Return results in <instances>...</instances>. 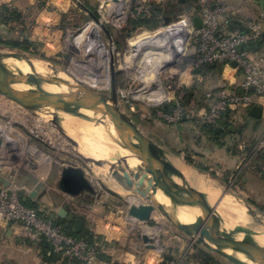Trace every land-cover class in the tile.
Listing matches in <instances>:
<instances>
[{
    "label": "rangeland",
    "instance_id": "rangeland-1",
    "mask_svg": "<svg viewBox=\"0 0 264 264\" xmlns=\"http://www.w3.org/2000/svg\"><path fill=\"white\" fill-rule=\"evenodd\" d=\"M207 10L213 14L219 31L221 26L225 28L223 25L229 18L244 16L247 20H259L260 14L250 0H185L179 4L167 0H0V38L30 43L27 50L4 45H0V50L45 59L58 68L68 69L73 60L80 58V53L70 46L87 26H96L109 58L110 50L113 52L121 109L173 158L210 176L246 201L264 222V114L253 124L246 118L244 107L229 104L214 119L216 122H211L215 106L221 101L217 94L241 93L240 86L247 75L222 61L199 69L190 67L200 46L192 21L199 16L208 31L211 25L206 21ZM243 11L246 15L241 14ZM95 36L93 33L94 40ZM133 48L158 52L156 63L135 67ZM85 60L87 63L89 58L86 56ZM155 70L158 82L167 92L161 103L150 102L145 95L137 96L145 90L157 89ZM196 70L200 73L195 74ZM109 80L110 83L111 76ZM99 92L109 94L110 86ZM0 98V133L9 146L7 157L0 161V179L9 181L7 188L11 192L24 197L34 190L38 192L35 198H28L30 205H36L34 208L20 199L25 208L34 212L36 220L55 223L58 210L68 206L85 220V230L92 234L95 242L92 248L102 264H198L195 258L198 250L209 252L219 264H230L194 244L160 216L139 221L133 210L145 203L141 196L110 188L108 179L100 175L103 167L86 164L50 126L47 122L50 120ZM225 115L229 118L228 126H234L236 132L233 137H224L222 142L235 145L238 154H232L226 145L213 143L201 129L205 125L226 127L221 125ZM252 125H258L257 129L253 131ZM70 165L85 169L93 182L94 194L85 192L78 197H67L58 189L62 168ZM251 226L263 225L252 219ZM24 227L19 222L0 220V264L47 262L35 244L40 238L33 239L23 231ZM143 234L154 239L153 251L148 252L144 246ZM61 254L62 258L47 264H69L67 255ZM100 254L110 260L101 259Z\"/></svg>",
    "mask_w": 264,
    "mask_h": 264
},
{
    "label": "water",
    "instance_id": "water-1",
    "mask_svg": "<svg viewBox=\"0 0 264 264\" xmlns=\"http://www.w3.org/2000/svg\"><path fill=\"white\" fill-rule=\"evenodd\" d=\"M87 11L99 23L94 14L89 10ZM193 22L196 29L202 28L203 22L199 16H195ZM102 28L105 30L104 26ZM1 57L28 62L33 60L42 61L52 68L54 75L48 84L59 87L65 86L66 91L50 92L43 86L36 85L23 72L12 69L0 61V96L36 112H47L51 116L57 132L71 143L72 150L91 167H103L107 163L104 160L91 158L79 151L76 141L61 127L58 113L66 111L72 113L78 109H84L109 118L113 123L121 148L138 156L143 161L131 172V176L138 181V193L147 199V204H141L139 209L133 210V216L139 221L145 222L153 216H160L189 237L194 244L203 246L230 264H264V245L253 239L251 231L240 225L234 226L232 229L226 228V221L218 211L223 197L216 204H211L208 196L193 186L175 165L173 155L157 141L146 135L138 123L121 109L113 57L111 58L112 81L109 94L91 90L86 84L77 80L67 69L58 68L54 62L14 52L0 53ZM232 65L236 67L237 63L233 62ZM198 73H200V70L195 71V74ZM60 74L67 75L71 82L61 78ZM17 85H25L29 88L19 89L16 88ZM250 115L257 119L262 118L263 107L253 105L250 108ZM225 129L235 131L234 126L217 127L216 131L219 132ZM8 150V140L0 133V161L7 157ZM128 158L126 157L125 160ZM118 167L122 172L127 173V168ZM145 179L148 180L151 186L150 192L149 186L144 187ZM120 182L127 190L133 187L132 179L127 176L122 178ZM0 183L5 187L10 185L7 180L0 179ZM57 187L61 192L71 197H78L85 192L95 193L93 182L88 178L85 169L72 165L62 168ZM159 190L170 200L169 207L157 200L155 194ZM227 193L228 191H226ZM37 195L38 192L34 190L28 197L22 195L21 198L23 202H26L28 198H35ZM231 195L239 201L252 219L264 226V222L259 219L258 212L251 208L246 201L241 200L236 195ZM182 207L199 210V215L194 222L184 223L178 218L177 210ZM58 217L64 220L66 227H72L77 234L82 233L86 227L85 220L73 213L68 206L61 207L58 210ZM240 235L242 236L239 237ZM142 241L147 249L153 250L156 248L153 244L154 239L149 235L143 234ZM235 254H240L244 258L241 259Z\"/></svg>",
    "mask_w": 264,
    "mask_h": 264
},
{
    "label": "bare ground",
    "instance_id": "bare-ground-1",
    "mask_svg": "<svg viewBox=\"0 0 264 264\" xmlns=\"http://www.w3.org/2000/svg\"><path fill=\"white\" fill-rule=\"evenodd\" d=\"M96 29V26H87L82 33L78 34V38L76 39L75 44L70 47L73 51L80 53V58H76L75 60H73L72 65L67 70L75 78H77V80L86 84L91 90H94L93 88H96L98 89V91H101L108 89L109 86L111 87L109 78L111 76L110 67L113 52L111 49L109 58V56L107 55V48L105 46V43L103 40L99 39L100 34L98 33V31H96ZM85 33L86 35L84 37L83 35ZM93 33L94 35L96 34V41L93 39ZM132 51L134 56L133 63L135 67L156 63V56L158 52L150 51L147 49L140 51L135 50L134 48ZM81 52L84 54L83 58H81ZM0 53L8 54L9 51L0 50ZM86 56L89 58L87 63L85 60ZM81 60L84 62L83 64H81ZM0 61L7 64L12 69L23 72L36 85L43 86L50 92H64L67 90L65 86L59 87L48 84V82L51 80V77L54 75V72L52 71V68L45 62L37 60L28 62L26 60H16L14 58L4 57H1ZM154 72L155 80L158 83L157 89L145 90L144 92L137 94V96L139 97L140 95H145V97L150 102L161 103L167 98V92L158 82L159 80H157V70H155ZM59 76L64 80L71 82V79H69L67 75L60 74ZM16 88L27 89L29 87L25 85H17ZM37 114H39V117L41 116L45 119L47 118L46 120H50L47 122H49L50 126L55 129L54 124L52 123L51 116H49L47 112L39 111ZM58 114L61 127L71 138L76 141L79 151L91 158L101 161L104 160L107 163V165L103 166V168L99 172H101L100 175L104 180L108 179V181H106L108 182L110 188L118 189L122 192L140 197L141 195L137 191L139 189L138 181L131 176V172L133 168L141 165L143 161L138 156H135L129 151L121 148L118 143V136L113 128V123L109 120V118H105L102 114H95L89 110L84 109H78L76 111H73L72 113L66 111L60 112ZM65 144H67L68 147L71 148V143L69 141L66 140ZM126 157L129 158L125 160ZM173 162L193 186H195L202 193L208 196L211 204H216V202L221 197H223L221 203L219 204L218 211L226 221V228L232 229L234 226L240 225L253 233V239L257 243L264 245V226L256 228H253L251 226L252 218L247 214L245 208L239 203V201L231 195L232 193L230 190H226L221 187L217 183V181L212 179L210 176L203 175L194 171L186 164L180 162L177 158H173ZM118 166L127 168V173L125 174L124 172H122ZM94 172L96 171L94 170ZM100 175L98 176L101 177ZM125 176L132 179L133 187L130 190H127L125 186L120 182V180H122V178H124ZM147 186H149L148 188L150 192L151 186L149 185L148 180L145 179L144 187L146 188ZM226 191H228L227 194ZM155 196L157 200L163 205L167 207L170 206V200L163 194L162 191H157ZM141 197L140 200L145 202L142 204H147V199L143 196ZM198 215L199 210L196 208L182 207L178 208L177 210L178 218L184 223L194 222ZM241 236L242 235H240L239 237ZM235 256L241 259L244 258L240 254H235Z\"/></svg>",
    "mask_w": 264,
    "mask_h": 264
},
{
    "label": "built area",
    "instance_id": "built-area-1",
    "mask_svg": "<svg viewBox=\"0 0 264 264\" xmlns=\"http://www.w3.org/2000/svg\"><path fill=\"white\" fill-rule=\"evenodd\" d=\"M167 1L180 3V0ZM250 1L260 11L259 20H249L230 34L221 35L213 14L207 10L206 21L211 28L208 31L203 26L201 29H196L200 37V46L195 61L190 64L191 69H199L203 65L221 61L232 66V63L236 62V68L247 75L240 86L241 93L233 91L230 94L221 92L217 94L221 101L215 106L211 122L218 119L221 110L229 104L242 106L245 109H250L253 105H261L264 114V0ZM2 187H0V220L5 219L10 223L19 222L25 226L23 231L29 233L33 239L47 238L55 252L67 255L69 264H73V261H79L81 264H102L97 259L93 246L66 234L61 227L51 221L45 224L36 220L34 212L29 211L24 203H21L22 195L11 192L5 186ZM26 192L29 193L28 190ZM10 195L13 197L8 199L7 196Z\"/></svg>",
    "mask_w": 264,
    "mask_h": 264
},
{
    "label": "trees",
    "instance_id": "trees-1",
    "mask_svg": "<svg viewBox=\"0 0 264 264\" xmlns=\"http://www.w3.org/2000/svg\"><path fill=\"white\" fill-rule=\"evenodd\" d=\"M185 0H180V2H184ZM6 11H8L6 8L4 9ZM249 20L246 19V17L242 16V17H238V18H229L227 21H225L223 27L225 28H220L221 34L222 35H226L229 32H233L234 30L242 27V25L245 22H248ZM0 45H4V46H8L11 48H20V49H24L27 50L29 48L30 43L27 41L24 44H21L17 41H12V40H3L0 38ZM204 105V104H202ZM173 107H171V109L173 110L174 105H172ZM168 110V108H166ZM170 109V110H171ZM246 118L248 119V121H251L253 124L258 123V119L253 118L252 116H250V111L249 109L246 111ZM228 115H225L223 117V120L221 121V125L223 126H228L229 125V120H228ZM256 122V123H255ZM252 130H256L258 125H252ZM202 131L205 132V134H207L210 137V140L215 143L218 144L219 146H224L226 145V147L229 149V151H231L232 154H238L236 151V146H228V144L222 142L224 137L230 136L233 137L234 134H232L229 131H222V132H217L216 128L213 126H202L201 127ZM198 169L200 170H207V168H201L198 167ZM25 205L28 207H36V205H30V200H28L27 202H25ZM55 225L59 226L63 229V231L70 235L73 236L75 238L78 239H84L88 242V244H90L91 246L95 244L94 242V238L92 237V234L89 232V230H83L82 233L77 234L75 233L74 229L72 227H66L65 226V222L64 220H62L60 217H57V220L55 221ZM101 240V239H100ZM102 242V241H101ZM35 244H37V246L39 247V249L42 251V253L44 254V258L45 260L48 262L50 261H55L57 260L59 257L62 258V254L61 253H56L53 249V246L51 245V243L47 240V238L42 237L39 240L35 241ZM101 259L105 260V261H109V257L105 256L104 254H100ZM196 261L198 262V264H219L211 255L209 252L203 251V250H198V254H196L195 256ZM68 261V260H67ZM73 264H81L79 261H73ZM169 264H172V262H169Z\"/></svg>",
    "mask_w": 264,
    "mask_h": 264
},
{
    "label": "crops",
    "instance_id": "crops-1",
    "mask_svg": "<svg viewBox=\"0 0 264 264\" xmlns=\"http://www.w3.org/2000/svg\"><path fill=\"white\" fill-rule=\"evenodd\" d=\"M241 14H242V15H246L244 11L241 12ZM232 67L236 68V67L233 66V65H232ZM236 70H237V68H236ZM242 74H243V73H242ZM247 110H248V109H246V110L244 111V112H245V115H246V111H247ZM249 111H250V109H249ZM250 116H251V115H250ZM253 118H254V117H253ZM256 119H257V118H256ZM260 119H261V118H260ZM258 120H259V119H258ZM226 127H230V126H226ZM226 130H227V129H225V130H223V131H226ZM227 131H229V130H227ZM219 132H222V131H219ZM219 132H218V133H219ZM229 132H231L232 134H234V133L236 132V128H235V131H233V132H232V131H229ZM64 195H66V194H64ZM66 196H67V195H66ZM67 197H68V196H67ZM87 198H89V196H87ZM6 234H7V236H10V233H9V232H7ZM150 251H151V250H148V252H150ZM152 251H153V250H152ZM151 254H152V253H151ZM42 264H47V262H42Z\"/></svg>",
    "mask_w": 264,
    "mask_h": 264
}]
</instances>
